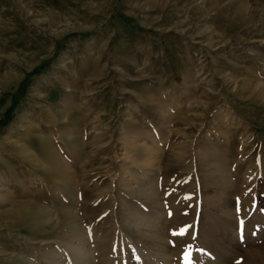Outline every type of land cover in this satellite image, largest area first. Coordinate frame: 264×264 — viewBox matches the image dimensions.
I'll return each instance as SVG.
<instances>
[{
	"label": "rangeland",
	"instance_id": "rangeland-1",
	"mask_svg": "<svg viewBox=\"0 0 264 264\" xmlns=\"http://www.w3.org/2000/svg\"><path fill=\"white\" fill-rule=\"evenodd\" d=\"M188 251L264 264V0H0V264Z\"/></svg>",
	"mask_w": 264,
	"mask_h": 264
},
{
	"label": "snow or ice",
	"instance_id": "snow-or-ice-1",
	"mask_svg": "<svg viewBox=\"0 0 264 264\" xmlns=\"http://www.w3.org/2000/svg\"><path fill=\"white\" fill-rule=\"evenodd\" d=\"M243 225V221H241V226ZM187 231V229L182 230L180 233H173V235H184V233ZM185 264H193L192 260V253L191 251H188L185 255Z\"/></svg>",
	"mask_w": 264,
	"mask_h": 264
},
{
	"label": "bare ground",
	"instance_id": "bare-ground-1",
	"mask_svg": "<svg viewBox=\"0 0 264 264\" xmlns=\"http://www.w3.org/2000/svg\"><path fill=\"white\" fill-rule=\"evenodd\" d=\"M228 212H232V210H228ZM232 237H233V239H234V238H235V235L233 234ZM77 247H78V246H77ZM81 247H82V246L80 245L78 248L81 250ZM85 254H86V253H85ZM54 261H57V259H55Z\"/></svg>",
	"mask_w": 264,
	"mask_h": 264
}]
</instances>
